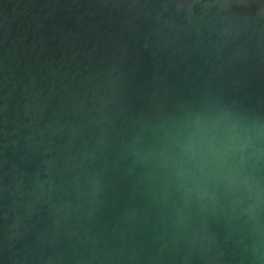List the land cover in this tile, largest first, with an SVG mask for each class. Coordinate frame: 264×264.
Masks as SVG:
<instances>
[{
    "label": "water",
    "instance_id": "95a60500",
    "mask_svg": "<svg viewBox=\"0 0 264 264\" xmlns=\"http://www.w3.org/2000/svg\"><path fill=\"white\" fill-rule=\"evenodd\" d=\"M0 264H264V0H0Z\"/></svg>",
    "mask_w": 264,
    "mask_h": 264
}]
</instances>
